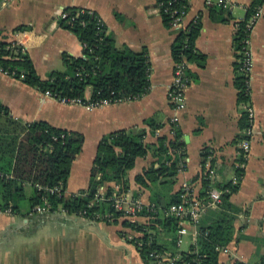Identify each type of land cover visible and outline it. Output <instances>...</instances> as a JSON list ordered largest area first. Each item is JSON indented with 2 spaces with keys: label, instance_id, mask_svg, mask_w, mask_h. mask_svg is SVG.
Masks as SVG:
<instances>
[{
  "label": "crops",
  "instance_id": "crops-1",
  "mask_svg": "<svg viewBox=\"0 0 264 264\" xmlns=\"http://www.w3.org/2000/svg\"><path fill=\"white\" fill-rule=\"evenodd\" d=\"M157 1L0 0V40L14 41L23 47L42 80L52 71H63V53L82 57L77 38L59 25L60 13L65 8L97 14L117 49L125 46L133 52L145 50L150 64L149 92L133 101L92 111L64 106L0 73V102L12 119L20 123L45 122L83 135L82 150L70 169L66 195L87 188L102 137L138 127L146 129L147 145L155 144L159 137L171 141V120L176 117L175 131L183 141L185 169L176 176L169 196L177 194L185 183L191 184L198 194L203 176L200 154L202 149H208V161L213 160V166L207 164L205 170L211 171V182L226 185L236 180L239 184L238 191L230 197V203L239 209L234 220L235 234L224 251H219V264H255L264 253V0L262 16L254 26L250 42V106L255 122L245 164L239 162V144L243 139L239 124L244 106L237 103L234 86L239 58L234 25L245 18L251 0H187L184 25L200 24L194 50L202 59L188 62L186 105L180 112L167 100L175 62L171 49L177 33L163 24ZM224 1H229L230 6L223 8ZM18 27L24 28L14 32ZM149 119L160 125L154 135L144 126ZM157 159L152 150L146 157L136 159L128 172L129 190L124 194L127 199L137 198L144 206L150 204L151 191L136 184L135 177L152 165L156 168ZM237 168L244 171L240 180L236 177ZM107 186L116 185H104L100 191L105 193ZM159 190L163 188L160 186ZM31 194L32 187L26 185L19 212H0V264H145L135 245L123 237L130 230L122 227V218L111 225L58 214L43 219L31 210ZM219 213L218 207H209L203 221L216 219ZM135 222L145 220L137 218ZM187 237V249L181 248L179 252L188 251L192 245V237Z\"/></svg>",
  "mask_w": 264,
  "mask_h": 264
},
{
  "label": "trees",
  "instance_id": "trees-1",
  "mask_svg": "<svg viewBox=\"0 0 264 264\" xmlns=\"http://www.w3.org/2000/svg\"><path fill=\"white\" fill-rule=\"evenodd\" d=\"M186 3L187 0H184L181 5ZM262 4L263 0H251L245 18L238 23L235 40L238 52L242 46L240 41L245 37L247 22ZM219 11L215 12H223ZM63 13L65 18L59 20V25L77 38L82 46V57L75 58L63 53V71H52L42 80L27 51L14 41L0 40V72L41 93L50 92L54 96L70 99H84L89 95L92 100L109 99L112 103H123L142 98L149 92L150 64L145 50L133 52L125 46L117 49L113 36L106 33L105 25L92 11L73 7L65 8ZM169 16L161 13L166 27L170 24ZM23 28L18 27L14 32L22 31ZM200 29L198 22L192 23L186 32L176 34L171 49L174 61L185 59L195 63L202 59L194 50ZM239 59L240 55L235 68L234 86L237 103L246 106L251 104L250 88L247 78L240 71ZM21 75L23 78H20ZM144 126L153 135L160 128L154 119L144 121ZM247 126V115L243 112L240 131H244ZM146 134L145 128L133 127L102 137L96 148L87 188L66 195L70 169L82 150L83 135L52 127L45 122L20 123L12 119L9 110L0 102V212H19V200L24 198V187L29 185L32 187L29 198L31 210L38 205L42 206L43 200L50 206L52 213L41 216L43 219L62 209L67 212L66 216L79 217L80 213L85 212V219L90 221L118 224L122 215L114 210L108 199L117 195L116 188L107 186L102 200L96 195L108 184L118 186L120 193H127L128 172L134 167L136 159L146 157L152 150L158 158L157 167L152 165L135 177L136 184L151 191L150 204L139 212V217H146V221L133 223L123 219L121 224L124 229L136 233L129 242L135 245L145 264H152L148 258L150 252L176 255L179 252L176 248L179 222L164 211L179 201L180 190L172 196L169 193L176 176L185 169L184 145L178 131H175L173 140L159 137L153 145L144 142ZM200 155L203 176L198 197L206 201L212 189L221 192L220 203L217 205L220 213L218 218L208 219L207 222L203 221L204 213L195 227L196 241L188 251L179 252L178 255L187 264H219V251L226 248L234 238V220L239 209L230 203V197L238 191L239 184L230 182L214 185L209 179L211 171L205 170L207 164L213 166V160L208 161L211 153L208 149H202ZM239 162H246L242 153ZM243 172V168L236 169L239 180ZM160 186L163 191L159 190ZM48 188L57 191L49 193L46 190ZM127 235L125 233L123 237ZM234 264L242 263L236 261ZM255 264H264V253Z\"/></svg>",
  "mask_w": 264,
  "mask_h": 264
},
{
  "label": "built area",
  "instance_id": "built-area-1",
  "mask_svg": "<svg viewBox=\"0 0 264 264\" xmlns=\"http://www.w3.org/2000/svg\"><path fill=\"white\" fill-rule=\"evenodd\" d=\"M183 1L184 0H169L167 2H157L159 13H165L170 15L169 27L176 33L186 32L188 29V26L184 25V18L186 16V5H181ZM221 6L223 8H227L230 6V3L229 1H224L221 3ZM261 16L262 7L260 6L254 11L252 16L249 18L246 24L245 37L240 41L242 46L239 51V67L241 73L247 78L248 85L250 75L253 71V60L250 53L251 34L256 22ZM63 18H65V15L62 11L60 13L59 20ZM239 22H236L234 25L236 32L238 30ZM188 66L189 63L185 59L174 62L172 70V82L167 90V100L169 104L173 107V109L177 112L183 111L186 105L185 92L189 85V78L187 76ZM2 74L8 76L6 73ZM20 78H23V76L21 75ZM45 96L52 98L61 105L79 106L88 111H92L94 109L106 107L109 105L120 104L119 101L112 103L109 99L92 100L89 98V96L84 99H70L65 97L54 96L50 92H45ZM243 112L247 115L248 126L243 131V139L240 141L239 147L242 151V154L244 155V158H247V155L250 150V140L254 135L255 116L254 110L250 105L244 106ZM176 122V117L171 120V134L173 136L175 135ZM232 184H236V180H234ZM115 188L117 191V195L108 199L112 202V207L114 208V210L121 213L122 219H127L128 221L133 223L137 218H141L146 221V217H139V212L142 211L143 207L146 206H144L141 201L137 198L127 199L124 193H120L118 191V186H115ZM46 190L49 193L57 191V189L50 188ZM100 190L96 197L102 200L104 193ZM220 196L221 192L217 190H211L209 191L206 201L200 200L198 194L196 193L191 184L185 183L182 186V188L180 189L179 201L177 203L172 204L170 207H168L167 210L164 211L165 214L174 217L179 222V229L177 231L176 240L177 251L181 249V246L183 244L182 238L184 236L190 235L192 237L193 242L196 241L197 233L195 227L198 225L202 215L206 212L207 208L217 207V205L220 203ZM5 213H10V211L8 210ZM50 213H52V211L50 210V206L46 200H43L42 206L38 205L33 208V214L35 215L43 216L49 215ZM55 213L63 216L67 215V212L62 209L55 211ZM85 215L86 213L82 212L79 214V217L85 218ZM188 225L193 227L194 230L189 231L186 227ZM134 235H136V233L130 230V233H128L125 238L131 241L134 238ZM138 246L141 247V244H138ZM178 253L176 255L169 256L163 253L150 252L148 254V258L151 259L150 261L152 264H187L186 262L181 261V257L178 255Z\"/></svg>",
  "mask_w": 264,
  "mask_h": 264
},
{
  "label": "rangeland",
  "instance_id": "rangeland-1",
  "mask_svg": "<svg viewBox=\"0 0 264 264\" xmlns=\"http://www.w3.org/2000/svg\"><path fill=\"white\" fill-rule=\"evenodd\" d=\"M127 239V238H126ZM182 240H183V244H182V246H181V248L183 249V250H185V249H187V246H188V237L187 236H184L183 238H182Z\"/></svg>",
  "mask_w": 264,
  "mask_h": 264
}]
</instances>
